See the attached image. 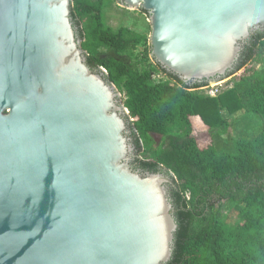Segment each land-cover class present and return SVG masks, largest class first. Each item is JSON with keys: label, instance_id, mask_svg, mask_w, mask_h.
I'll use <instances>...</instances> for the list:
<instances>
[{"label": "water", "instance_id": "water-1", "mask_svg": "<svg viewBox=\"0 0 264 264\" xmlns=\"http://www.w3.org/2000/svg\"><path fill=\"white\" fill-rule=\"evenodd\" d=\"M148 15L150 58L213 86L264 32V0H114ZM72 0H0V264H167L170 171L133 168V120L91 70Z\"/></svg>", "mask_w": 264, "mask_h": 264}, {"label": "trees", "instance_id": "trees-1", "mask_svg": "<svg viewBox=\"0 0 264 264\" xmlns=\"http://www.w3.org/2000/svg\"><path fill=\"white\" fill-rule=\"evenodd\" d=\"M104 8L105 0H72L70 17L87 66L105 70L133 120L132 165L153 173L167 170L175 178L177 229L167 264H264V33L245 46L227 77L230 88L210 98L192 91L205 84L187 85L155 62L139 67L134 52L141 49L140 61H147L148 38L127 27L112 30ZM155 70L166 80L154 82ZM241 112L259 116L260 131L217 146L216 132L209 134V145L193 135V118L211 131L227 128V118ZM150 135L160 136V142ZM224 205L235 216L231 225L219 212Z\"/></svg>", "mask_w": 264, "mask_h": 264}, {"label": "rangeland", "instance_id": "rangeland-1", "mask_svg": "<svg viewBox=\"0 0 264 264\" xmlns=\"http://www.w3.org/2000/svg\"><path fill=\"white\" fill-rule=\"evenodd\" d=\"M104 20L106 25L110 27L112 30H117L119 27H127L130 28L135 33L141 34L149 38L150 35V26L148 23V15L141 11H129L121 8L114 0H105V8L103 11ZM140 51L141 49H137L134 52L135 60L139 62V67L144 66L148 67L149 65H154L153 60L150 58V54L148 56V60L143 62L140 61ZM141 65V66H140ZM242 71L235 73L233 76H238ZM152 79L154 82H159L162 79H166L164 75L158 71H152L151 73ZM230 78L223 80L221 85L218 86L219 94H222L228 88H230ZM199 93V92H198ZM200 94V93H199ZM201 95V94H200ZM203 95V94H202ZM217 95V96H218ZM204 96V95H203ZM206 97V96H204ZM122 102L123 99L121 98ZM227 121L229 125L227 128L225 127H217L214 130H208L206 126L198 119H191L193 135L200 140L202 145H209L210 139H208L209 134L216 132L219 135V140L216 139V146L222 145L223 143L231 142V139H238L240 137H248L252 136L258 131H260L262 120L259 116L255 114H251L248 112H241L234 117H228ZM150 138L155 142L159 143L161 138L157 135H150ZM228 151L232 152V148ZM221 217L223 220L229 221L230 225L234 223L235 216L232 215V211L230 206L224 205L219 210Z\"/></svg>", "mask_w": 264, "mask_h": 264}, {"label": "built area", "instance_id": "built-area-1", "mask_svg": "<svg viewBox=\"0 0 264 264\" xmlns=\"http://www.w3.org/2000/svg\"><path fill=\"white\" fill-rule=\"evenodd\" d=\"M221 83L213 85V86L204 85L200 87L199 89H197L196 91L201 92L206 97L214 98L219 94V91L217 88L218 86L221 85Z\"/></svg>", "mask_w": 264, "mask_h": 264}, {"label": "flooded vegetation", "instance_id": "flooded-vegetation-1", "mask_svg": "<svg viewBox=\"0 0 264 264\" xmlns=\"http://www.w3.org/2000/svg\"><path fill=\"white\" fill-rule=\"evenodd\" d=\"M264 32H262L261 34H263ZM256 34H258V33H256ZM250 42V41H249ZM248 45H249V43H248ZM243 52V51H242ZM163 74V73H162ZM164 75V74H163ZM164 77L166 78V76L164 75ZM153 80V79H152ZM166 79H162L161 81H159V82H162V81H165ZM201 84V83H200ZM187 85H196V84H187ZM199 89V88H198ZM197 89H194V90H192V91H196ZM130 137L133 139V141H134V138H133V135H132V131H131V129H130ZM133 168L134 169H139V168H136V167H134L133 166ZM173 191H177V189L176 188H173V187H170V189H169V193H170V197L172 198V192ZM172 200V199H171Z\"/></svg>", "mask_w": 264, "mask_h": 264}]
</instances>
